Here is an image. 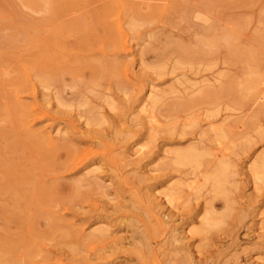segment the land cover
Listing matches in <instances>:
<instances>
[{"label":"rangeland","instance_id":"374dc122","mask_svg":"<svg viewBox=\"0 0 264 264\" xmlns=\"http://www.w3.org/2000/svg\"><path fill=\"white\" fill-rule=\"evenodd\" d=\"M261 85L264 0H0V264H264Z\"/></svg>","mask_w":264,"mask_h":264},{"label":"bare ground","instance_id":"6f19581e","mask_svg":"<svg viewBox=\"0 0 264 264\" xmlns=\"http://www.w3.org/2000/svg\"><path fill=\"white\" fill-rule=\"evenodd\" d=\"M117 21V20H116ZM117 29L120 31V33L123 35V32H122V30H121V26L120 25H118L117 24ZM125 37V36H124ZM256 45V44H255ZM123 73V72H122ZM29 78V77H28ZM30 79V78H29ZM262 86V85H261ZM264 86H262V88H263ZM264 89V88H263ZM262 90V89H261ZM263 91V90H262ZM249 92V91H248ZM152 95V94H151ZM260 97V96H259ZM260 98H262V97H260ZM260 100H262V99H260ZM259 101V100H258ZM32 107V106H31ZM32 110V109H31ZM34 112V111H33ZM45 115V114H44ZM223 146V145H222ZM217 147H219V146H217ZM218 149V148H217ZM213 151V150H212ZM226 151V150H225ZM217 152H219V150L217 151ZM217 152H213V154L214 153H217ZM85 154V153H84ZM190 154V153H189ZM212 154V155H213ZM211 155V156H212ZM217 155V154H216ZM224 155V154H223ZM198 156H201V155H198ZM214 156H215V154H214ZM214 156H212V157H214ZM217 156H219V155H217ZM191 155H190V157H188V156H183V155H180L178 158H179V160L180 161H185V160H187V159H191ZM210 157V156H209ZM217 158V157H216ZM219 158V157H218ZM217 160V159H216ZM217 179V178H216ZM263 183V182H262ZM176 200H174L173 202H175ZM168 202H169V200H168ZM171 203V202H170ZM175 204V203H174ZM168 205H171V204H168ZM178 208V207H177Z\"/></svg>","mask_w":264,"mask_h":264}]
</instances>
